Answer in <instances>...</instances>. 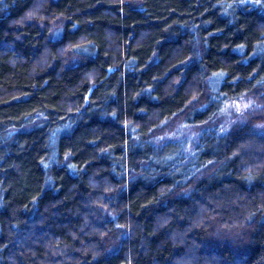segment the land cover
<instances>
[{
  "label": "trees",
  "instance_id": "trees-1",
  "mask_svg": "<svg viewBox=\"0 0 264 264\" xmlns=\"http://www.w3.org/2000/svg\"><path fill=\"white\" fill-rule=\"evenodd\" d=\"M214 3L0 0V135L36 121L32 132L0 142V264H247L245 242L256 249L250 264H264V214L239 228L243 206L264 201V171L250 185L240 178L241 169L264 162V129L207 128L195 157L181 151L163 166L148 160L163 147L132 138V125L150 116L193 122L219 108L224 97L213 99L216 91L235 95L249 86L230 83L256 65L235 62L233 45L244 37ZM221 71L227 76L204 79ZM192 87L209 89L206 105L185 108ZM261 91L264 83L253 89ZM40 112L48 119H37ZM69 122L70 136L57 128ZM169 143L179 140L162 142ZM45 152L60 160L71 152L85 170L54 162L45 175ZM125 155L129 168L143 171L132 173L130 193ZM205 160L212 162L202 167ZM129 223L130 230L116 226Z\"/></svg>",
  "mask_w": 264,
  "mask_h": 264
},
{
  "label": "clouds",
  "instance_id": "clouds-1",
  "mask_svg": "<svg viewBox=\"0 0 264 264\" xmlns=\"http://www.w3.org/2000/svg\"><path fill=\"white\" fill-rule=\"evenodd\" d=\"M220 5V13L222 17L226 18V23L229 27L233 28L239 37H244V39L239 40L236 44L233 45V52L237 54L236 63L240 64L244 69L251 67L253 63H255V67L252 68L250 72L247 73V76H243L241 73H236V75L232 76L230 83L235 87L237 84H244L245 81L249 86L242 87L239 92H236L235 95H230L227 92L216 91L219 95L213 96V99H220V97H224L220 102L219 108L216 110H209L207 112H201L200 115L202 119H195L193 122H189L184 119L183 116H176L174 113L173 116H176V119H173V116H165L162 118H153L149 117V122H146L145 125L135 124L132 125L133 131V140L140 142L142 138H145L143 142L145 144H155L163 147V151H153L151 155H148V160L153 161L157 165H165L169 161L176 160L177 156L180 155L181 151L184 153H188L190 156L195 157L200 151V148H196L194 146V141L199 136V132L197 131L204 125H207L209 121H214L215 118L227 115L231 117L232 112L237 113L238 116L243 115L249 109L260 108L264 105V100L261 98L264 97V91L259 92V94L253 92V89L256 88L258 84L264 83V73H260L258 70L262 65H264V0H215L213 7ZM205 24L210 23L209 21H205ZM193 27H198V25H193ZM247 33V35H246ZM208 35H212V33H208ZM205 43H207V37H205ZM79 46V45H77ZM227 73L224 71L221 72H212L209 77H205L204 79H211L213 77H226ZM255 77V79H253ZM180 78L176 77L173 80V83H179ZM209 89H202L199 87H192L190 91V98L185 104V108H188L189 105L193 103V101H201L202 105H206L207 101L203 99V97L207 96ZM203 93V95H202ZM201 105H197L200 107ZM72 109L69 108V111ZM79 109H77L78 111ZM183 111V110H181ZM143 114V110H141ZM27 115V114H26ZM43 118L47 120V116L44 115L43 112H40L37 119ZM35 120H27L26 123L21 124L19 128L15 124H11L7 127L6 132L7 135H0V142L4 140H11L14 135L21 132L24 133L32 132L34 129L32 127L35 124ZM234 121H229L228 123H222L217 129L218 133H224L227 131L230 123ZM131 124V122H129ZM58 129H69L67 135H72L73 130L71 127V122L61 124L57 126ZM179 140V143H169L167 145H163L166 139L171 141L173 139ZM23 145H21V148ZM127 148V144H125ZM203 145H201V148ZM99 152L109 151L108 148L102 147L97 149ZM239 148L233 149L228 154V159L239 155ZM72 155L71 152H65L63 154V160L58 158L54 159L49 156L47 152L40 157V164L45 170V175L51 174V165L55 162L58 163L61 167L65 165V161H67V169H77L80 172H83L85 169L82 165H77L72 163L69 160V157ZM3 156L0 155V159ZM124 161L123 167V187L126 192H131L132 188L129 186V180L132 179V173L135 174H143V171H138L135 168H129L127 164V156L120 157ZM188 156H185L184 160H187ZM181 164L184 161H179ZM211 160H205L201 166L206 167L208 163H211ZM142 164H147V160L141 161ZM100 169H97L99 171ZM115 171V168H113ZM179 170V169H178ZM155 171V170H154ZM264 171V162L257 164H249L247 167L241 169L240 178L242 180H246L249 182V185L252 181L256 180L260 177L261 172ZM71 171H69L70 173ZM121 173H117L119 177ZM2 181H0V208H3L5 205V201L3 198V187ZM121 185L116 184L114 188L106 189V191H114L115 188H119ZM140 187V186H138ZM37 201L35 199L31 200V203L35 204ZM23 207H27V205H23ZM125 207L129 206L126 204ZM130 210V208H129ZM257 213L264 214V201L257 202L255 205L252 204L251 201H248L243 206V219L239 221V228L245 229L251 227L247 224V221L252 220ZM119 227H127L129 230L131 229V224L127 225H116ZM247 248V256L246 261L247 264H250L254 252V249L251 246V243H246ZM6 245H0V251ZM95 255V254H94ZM129 260H132V255L129 254Z\"/></svg>",
  "mask_w": 264,
  "mask_h": 264
},
{
  "label": "rangeland",
  "instance_id": "rangeland-1",
  "mask_svg": "<svg viewBox=\"0 0 264 264\" xmlns=\"http://www.w3.org/2000/svg\"><path fill=\"white\" fill-rule=\"evenodd\" d=\"M261 99L264 100V97H262ZM229 121H234V122L230 123V126L228 127L227 131H235L242 127H251L258 131H261V130L263 131L264 129V105H262L260 108L249 109L247 112H245L241 116H238L237 113H235L234 111L232 112L231 117L227 115L219 116L215 118L214 121H211L207 125H204L201 128H199L197 131L199 132V135H200L201 132L207 128H218L220 124L228 123ZM229 227L230 225L222 226V228L228 231L230 230Z\"/></svg>",
  "mask_w": 264,
  "mask_h": 264
},
{
  "label": "snow or ice",
  "instance_id": "snow-or-ice-1",
  "mask_svg": "<svg viewBox=\"0 0 264 264\" xmlns=\"http://www.w3.org/2000/svg\"><path fill=\"white\" fill-rule=\"evenodd\" d=\"M56 131H59V130H56ZM56 131L53 132V139L55 138V135H56Z\"/></svg>",
  "mask_w": 264,
  "mask_h": 264
}]
</instances>
